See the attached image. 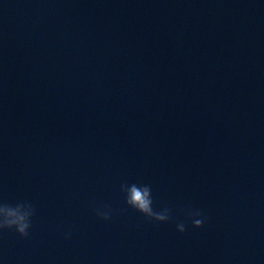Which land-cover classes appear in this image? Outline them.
<instances>
[{
    "label": "water",
    "instance_id": "95a60500",
    "mask_svg": "<svg viewBox=\"0 0 264 264\" xmlns=\"http://www.w3.org/2000/svg\"><path fill=\"white\" fill-rule=\"evenodd\" d=\"M20 202L0 264H264V0H0V203Z\"/></svg>",
    "mask_w": 264,
    "mask_h": 264
},
{
    "label": "clouds",
    "instance_id": "9594fccd",
    "mask_svg": "<svg viewBox=\"0 0 264 264\" xmlns=\"http://www.w3.org/2000/svg\"><path fill=\"white\" fill-rule=\"evenodd\" d=\"M121 192L124 193V200L128 207L135 209L149 221L166 223L172 219V209L163 208L157 211L153 207V198L149 185L122 184ZM96 215L105 221L111 219V209L104 206V209H95ZM35 214V208L30 202H20L15 205L0 203V231L14 229L21 237L29 236L31 219ZM188 217L192 220L194 228H201L205 218L200 210H189ZM177 231L184 233L187 228L185 223L176 225ZM70 235V233L68 234Z\"/></svg>",
    "mask_w": 264,
    "mask_h": 264
}]
</instances>
